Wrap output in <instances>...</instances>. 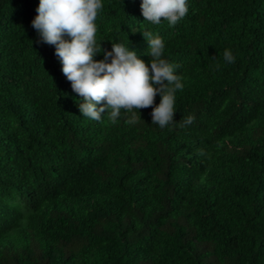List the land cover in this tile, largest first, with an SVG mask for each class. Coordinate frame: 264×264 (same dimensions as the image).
Instances as JSON below:
<instances>
[{
  "label": "trees",
  "instance_id": "1",
  "mask_svg": "<svg viewBox=\"0 0 264 264\" xmlns=\"http://www.w3.org/2000/svg\"><path fill=\"white\" fill-rule=\"evenodd\" d=\"M102 3L103 49L150 66L142 32L163 39L178 124L82 117L39 0H0V264H264V0H188L175 27Z\"/></svg>",
  "mask_w": 264,
  "mask_h": 264
},
{
  "label": "clouds",
  "instance_id": "2",
  "mask_svg": "<svg viewBox=\"0 0 264 264\" xmlns=\"http://www.w3.org/2000/svg\"><path fill=\"white\" fill-rule=\"evenodd\" d=\"M103 7L102 0H39L37 15L31 21L39 37L35 43L54 46L61 72L80 97L82 117L101 121V114L107 111L112 123L122 118L126 124L135 125L142 120L140 110L152 108L151 124L161 129L176 126L174 103L178 90H183V77L176 72L178 65L163 58V39L151 31L142 32L150 66L130 49V43L111 42L110 51L103 49L96 23ZM140 11L146 22H166L175 27L185 18L189 5L188 0H141ZM99 54L103 59L96 60ZM223 59L233 64L236 57L225 49ZM157 95L158 105L154 103ZM193 120L192 116L181 119L179 126Z\"/></svg>",
  "mask_w": 264,
  "mask_h": 264
}]
</instances>
